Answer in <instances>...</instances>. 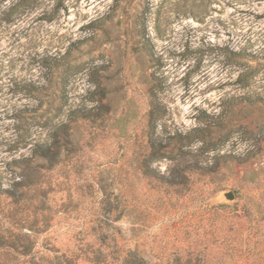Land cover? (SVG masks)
Wrapping results in <instances>:
<instances>
[{
	"label": "rangeland",
	"instance_id": "374dc122",
	"mask_svg": "<svg viewBox=\"0 0 264 264\" xmlns=\"http://www.w3.org/2000/svg\"><path fill=\"white\" fill-rule=\"evenodd\" d=\"M246 67L255 77L242 87ZM153 99L167 155L182 142L177 133L198 127L193 137L218 148L204 154L207 175L163 200L139 169ZM75 109L92 118L76 127ZM63 123L77 141L59 140L58 162L44 170L54 217L33 235L36 250L79 242L89 253L111 250L92 229L101 185L122 211L110 229L119 249L146 257L200 249L212 224H204L203 202L258 206L264 242V0H0V264H22L7 245L36 218L5 190L22 178L20 161ZM153 166L168 175L175 165L163 157ZM227 190L235 201H224ZM219 251L218 264L252 261Z\"/></svg>",
	"mask_w": 264,
	"mask_h": 264
},
{
	"label": "trees",
	"instance_id": "16d2710c",
	"mask_svg": "<svg viewBox=\"0 0 264 264\" xmlns=\"http://www.w3.org/2000/svg\"><path fill=\"white\" fill-rule=\"evenodd\" d=\"M254 77V70L251 67H246L240 72L237 81L242 87H248ZM160 106V102L153 99L147 124L149 135L139 169L144 176L151 178L157 184L159 188L157 192L160 193L159 197L163 200V197L169 193L182 195L181 193L185 192L187 188L180 186L193 180V176L207 175L208 173L204 171L203 167L204 154L218 148H204L206 144L204 138L193 137L201 130L198 127L186 134L177 133L182 142L176 151L173 148L167 155L164 149L166 146L162 148L164 138L157 131L159 126L157 121L163 116L158 114L161 110ZM72 112L74 117L71 121L76 122V127L79 126V120L92 118L90 113L83 109H75ZM70 129V123H63L57 131L50 133L45 142L38 141L32 149V155L20 161L24 165V172L20 173L22 178L15 180L10 187L6 188V198L10 200V203L21 204V208L32 209L36 216L34 223L29 226L31 232H25V237L19 236L7 245V255L15 259L16 256L17 258L19 256L23 259L22 264H218L215 261V250L218 247L221 258L236 255L245 259L250 256L252 261L249 260L245 264H264V242L259 235L263 222L262 213L258 206L253 210L247 203L243 204L239 201L232 205L225 203L213 205L203 202L201 212L204 224L206 225L210 221L212 224L211 234L207 235V228H205L204 233L200 236L202 245L200 249H192L193 251H187L183 255L175 252L170 257L168 255L167 257L166 254L146 257L145 253L136 248L119 249L118 240L113 235L114 233L110 232V229L115 227L114 222L120 217L122 211L119 210L118 205L113 203L114 190H110L105 185L100 186L103 194L102 216L96 219L97 223L92 225V229L98 234L99 241L103 242L109 239V244L107 242L105 244L112 246L111 250L105 252L103 249H99L89 253L82 242L76 245L77 249L75 250H61L54 246L50 250L49 247L46 250H36V240L33 235L40 231H46L51 226L54 217L51 206L47 204L46 191L42 188L43 181L41 179L46 167L52 168L58 162L61 154L57 146L59 140H70V143L76 144V133L75 131L71 132ZM196 139L202 141L203 144L197 150H193L191 146ZM218 154L213 156L214 160L222 156ZM163 157L174 161L175 166L171 168L168 175L162 174L153 166L154 162ZM163 185H165L164 189H162ZM169 200L172 198L170 197ZM82 240L84 239L80 241Z\"/></svg>",
	"mask_w": 264,
	"mask_h": 264
},
{
	"label": "water",
	"instance_id": "95a60500",
	"mask_svg": "<svg viewBox=\"0 0 264 264\" xmlns=\"http://www.w3.org/2000/svg\"><path fill=\"white\" fill-rule=\"evenodd\" d=\"M221 195L225 202H233L236 199L235 193L232 190L222 191Z\"/></svg>",
	"mask_w": 264,
	"mask_h": 264
}]
</instances>
